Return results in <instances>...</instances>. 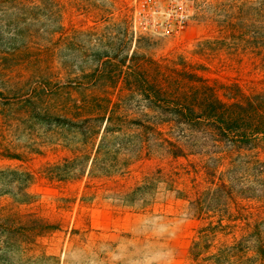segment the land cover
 <instances>
[{
    "label": "rangeland",
    "instance_id": "374dc122",
    "mask_svg": "<svg viewBox=\"0 0 264 264\" xmlns=\"http://www.w3.org/2000/svg\"><path fill=\"white\" fill-rule=\"evenodd\" d=\"M241 2L199 0L202 8L196 7L179 36H158L134 31L129 0H0V264L190 263L192 241L205 221L189 212L184 198L210 187L209 156L172 157L161 153L159 142L151 155L128 156L124 149L120 159L134 161L130 172L99 176L87 187L106 119L69 118L78 106L107 96L126 109L139 108L129 89L139 73L170 94L192 92L201 79L225 100V94L264 91V70L248 51L254 44L248 47L238 38L236 25L235 35L225 33L232 14L239 23ZM155 110L146 109L147 120H161ZM115 122V128L135 129L130 119ZM82 126L101 129L100 135L84 142L75 133ZM171 126L167 136H182L186 152L207 150L185 139L191 135L186 126ZM132 136L121 138L135 150ZM230 149L221 147L222 170L231 160L243 162L230 171L237 198L232 208L242 214L239 227L260 216L264 232V183L254 166L244 170L249 151ZM79 153L87 167L83 180L46 176L48 164ZM26 174L33 179L26 187L29 200L23 201ZM143 182L146 199L128 193ZM226 264H264V254L240 253Z\"/></svg>",
    "mask_w": 264,
    "mask_h": 264
},
{
    "label": "trees",
    "instance_id": "16d2710c",
    "mask_svg": "<svg viewBox=\"0 0 264 264\" xmlns=\"http://www.w3.org/2000/svg\"><path fill=\"white\" fill-rule=\"evenodd\" d=\"M196 1V7L200 8L199 0ZM237 10L239 23H235L233 19L237 16L232 14L226 21L225 33L230 31L235 35L233 28L236 25L238 38L248 47L249 44H254V48L249 47L248 49L251 50L248 51L258 57L259 66L264 70V0H242ZM252 26L255 27L254 34H252ZM129 89L135 92L138 98L139 108L137 109H126L124 103L113 102L112 98L107 96L102 100L78 106L74 112L76 114L69 118L73 123L91 122L98 118L106 119L95 157L91 161L86 186L88 187L90 182L99 176L112 177L129 173L134 161L131 162L127 158L120 159L124 149L128 150L126 153L128 156H138L143 151L151 155L152 147L159 142L161 153L172 157H185L190 154L209 156L205 162V174L209 177L210 187L202 191L198 190L184 198L189 202V212L194 217L205 221L192 241L189 264H226L228 257L237 258L240 253L264 254L261 217L255 216L253 220H248L249 222L239 227L241 210L232 208L231 204L237 201V198L233 174L231 175L230 171L242 167L243 162L236 163L237 160H231L227 171H224L222 170L224 156H221L225 151L221 150L224 144L230 146L232 148L230 150L249 151L250 158L244 161L247 165L244 170L249 172L254 166L259 179L264 183V91L252 96L225 94L227 97L225 100L219 96L214 86L201 79L200 84L194 86L192 92L178 90L179 92L170 94L171 90L162 91L141 73L136 74ZM156 108L160 111L161 120L158 122L147 120L151 113L146 109L156 111ZM122 110L124 112L121 113ZM82 111L91 112L85 116L81 113ZM117 117H123L125 121L130 119L135 129L127 130L122 125L115 128ZM76 120L78 122H75ZM179 124L190 130L191 135L185 139L192 140V143L194 141L193 145L198 147L206 146L207 150L190 148L186 152V146L181 140L182 136H167L172 131L171 125L180 126ZM161 126H170L171 129L164 131L160 129ZM100 130L95 131L82 126L75 130V133L83 137L85 142L97 139ZM146 133L150 134L148 138H139ZM131 135H134L132 137H136L137 140L138 147L135 150L128 149L129 144L126 146L121 138ZM200 142L202 145L198 144ZM208 147L219 150H209ZM218 153L219 156H215ZM82 155L75 154L74 157H65L63 160L48 164L44 170L46 176L50 180L58 181L83 180L87 167L83 166ZM31 177V174H26L21 180L25 189L19 197L21 195L23 201L29 200L30 194L26 191V187L28 182H32ZM147 189L146 182L138 183L128 193L146 199ZM244 241H247L248 246L243 245Z\"/></svg>",
    "mask_w": 264,
    "mask_h": 264
},
{
    "label": "built area",
    "instance_id": "2783aa9c",
    "mask_svg": "<svg viewBox=\"0 0 264 264\" xmlns=\"http://www.w3.org/2000/svg\"><path fill=\"white\" fill-rule=\"evenodd\" d=\"M195 3L196 0H129L132 28L136 33L179 36L193 16Z\"/></svg>",
    "mask_w": 264,
    "mask_h": 264
}]
</instances>
